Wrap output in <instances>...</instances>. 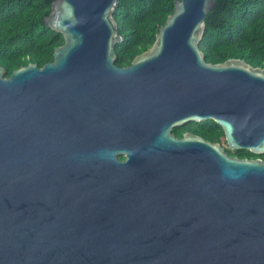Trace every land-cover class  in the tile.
Returning a JSON list of instances; mask_svg holds the SVG:
<instances>
[{
  "label": "water",
  "instance_id": "obj_1",
  "mask_svg": "<svg viewBox=\"0 0 264 264\" xmlns=\"http://www.w3.org/2000/svg\"><path fill=\"white\" fill-rule=\"evenodd\" d=\"M118 0H54V59L0 64V264H264V68L207 61L215 0H175L126 66ZM123 156V158L121 157Z\"/></svg>",
  "mask_w": 264,
  "mask_h": 264
},
{
  "label": "trees",
  "instance_id": "obj_2",
  "mask_svg": "<svg viewBox=\"0 0 264 264\" xmlns=\"http://www.w3.org/2000/svg\"><path fill=\"white\" fill-rule=\"evenodd\" d=\"M53 1L0 0V64L6 69L5 76L30 62L41 67L54 59L64 36L45 21ZM174 8L175 0H118L115 17L124 40L116 44V63L129 65L137 54L149 49ZM200 47L212 63L235 57L264 68V0H215ZM189 125L199 127L208 140L226 141L222 126L213 119ZM184 128L177 126L173 133L181 135ZM232 154L264 159V153L247 148Z\"/></svg>",
  "mask_w": 264,
  "mask_h": 264
},
{
  "label": "flooded vegetation",
  "instance_id": "obj_3",
  "mask_svg": "<svg viewBox=\"0 0 264 264\" xmlns=\"http://www.w3.org/2000/svg\"><path fill=\"white\" fill-rule=\"evenodd\" d=\"M190 122H196V121H189V122H187V123H185V124H182V125H180V126H182V127H185L184 129H183V133L181 134V135H178V137H183L184 136V134L185 133H193V134H197V135H199V136H202V137H204L202 134H201V132H200V128L199 127H197V126H190L189 124H190ZM201 122V121H200ZM224 147H225V149L229 152V154L231 155V153H235V150H237V149H233V148H231L229 145H228V143H227V141H225L224 143H221ZM240 149H243V148H240ZM232 156H239V155H236V154H232ZM122 158H123V156H121ZM240 157V156H239ZM243 158V157H242Z\"/></svg>",
  "mask_w": 264,
  "mask_h": 264
}]
</instances>
